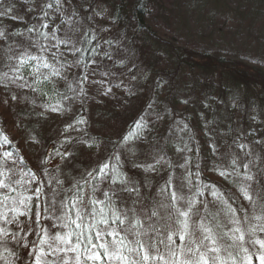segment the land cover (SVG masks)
I'll return each mask as SVG.
<instances>
[{"label": "trees", "instance_id": "1", "mask_svg": "<svg viewBox=\"0 0 264 264\" xmlns=\"http://www.w3.org/2000/svg\"><path fill=\"white\" fill-rule=\"evenodd\" d=\"M187 1L190 4H184V11H187L188 15L196 11H203V16H205V21L208 24L206 28L209 33L206 34L214 35L213 33L218 32L220 37L223 38V30L226 28L232 29V38L227 39V44L229 43V47L225 49L227 52L223 53L213 49L202 51L201 48L185 49L182 44H173L170 50L167 49L159 37L162 35L158 33V29L164 28L168 23L172 24V19L175 17L173 9L168 7V5L174 6L173 3L175 2L169 0H0V12L7 13L8 9H11L17 18L3 27L2 16H0V32L4 33L3 36H0V84H4L3 81L8 78L16 79L15 82L26 80L31 91L33 88L36 89L34 95L38 98L46 97L47 101L58 99V103L67 100L72 103L75 96L72 91L75 90L77 85L85 86L83 77L87 75L93 65L101 67L102 75L106 70H109L111 72L107 76L109 86L110 82L114 83L120 90V92L117 90V95L115 94L116 106H114L112 112V115L117 117L116 127H114L115 134L113 136L94 137V140H88V144H92V146L96 142L102 146L98 156L93 154L91 161L96 164L92 163L93 166L90 164L89 171L108 160L110 156L112 162L115 163V155L119 152V146L121 145L115 142L122 141L123 137L133 128L134 123L144 117L143 112L147 110V105L156 107L155 112L161 115V120L157 123L154 135L146 145L133 147L131 150L137 151L143 156L145 163L159 160L161 156L164 157V160L161 161L162 165L159 166V169H156L157 172L162 168L159 172L160 175L158 173L159 176L152 179L158 183L162 179L160 176L171 174L174 171L173 168H176L169 152L171 140L175 134L180 136V143L183 146L188 142L187 157L194 162V165L189 168L191 186L189 187L187 181L183 179L184 174L180 175L178 173L184 185L180 189L186 188L188 199L193 198V196L200 198L201 201H199L198 206L201 209L197 211L205 217V222L213 228L214 234L223 233L229 228V226H226L227 228L221 229L223 219L220 216L224 217V212L220 211L219 218H217L216 216H210L209 212L204 209L206 193L210 192L211 185L214 184L208 182L211 180L208 176V170L213 165L212 163L219 165V162L222 161V151L225 156L231 155L236 158L240 165L252 161L255 177L258 174V176H261V181L264 182V141L252 147L244 140L245 138H253L254 134H251L252 131H250L252 127L248 126L246 129H242L238 137L236 130L239 128L236 127L235 130L233 122L235 120L234 116L242 111L245 106L252 107L253 111L259 109L256 108L258 105L263 107L264 76L259 74L260 78L254 82L247 80L248 64L238 60L232 51V43L237 39L239 40L241 35H245L253 27L258 26L257 23L260 21L259 30L255 29L256 38L254 41L257 42V53L261 52V55H263L264 0ZM151 13L163 15L167 19L164 24L155 25L154 27L149 21ZM44 25H47V27H44ZM30 29L31 31H29ZM174 33L183 39L186 37L178 29ZM202 35L200 34L198 37ZM150 38L153 43L158 44L159 48L165 49L163 56L168 59L167 65L159 66L160 60L155 67L158 58L154 63L150 61V48L146 43ZM2 40L3 43H1ZM62 41H67V46L61 43ZM41 46H45L48 50H42ZM51 49L66 52L67 60L74 69L70 75L73 77V84L70 87L68 85L58 87L55 83H51V79L54 80L58 76L55 74H49L47 79H44L45 81L41 79L45 69L42 67V59H45L46 53ZM105 53H107V56H105ZM29 57H37V59H29ZM15 59L16 64L22 69L23 73H20L19 69L16 70V66H12ZM21 59L27 60V63L21 65ZM255 61L258 64H263L264 56L258 55ZM129 64L138 72L140 71L141 74L137 77L136 86L131 82L134 68ZM253 70L257 73L260 72L258 68H253ZM49 72L50 70L46 73ZM155 78H159L158 91L155 90L153 82V80H157ZM205 79L211 80V82L207 83ZM242 84H245V87H241ZM134 86L135 90L129 92ZM200 87H202L201 90H199ZM80 92L82 96L83 91L80 90ZM127 92H129L128 95L132 101L128 104L124 102L125 96L123 95ZM2 93L3 97L1 98L0 92V172H3V175L0 176V179L7 183L5 178L10 163H12L11 161L16 162L21 168L22 177L21 180L18 181L17 179L12 183L11 186L16 190L8 194L11 197L32 196L34 191H31V189L39 186V180H31L29 174H39L38 172H43L46 167L42 163L40 169L33 167L22 153L19 143L12 138L10 132L13 129L16 132L19 131L18 124L15 121V116L12 117L13 109H9L7 92L3 90ZM201 103L208 107L210 130L215 138L216 152L212 150L211 154L204 151V147L199 146L201 140L195 138V136L199 138H202V136L195 132L193 121H195L197 115L193 116L191 107H200ZM9 112H11L10 115H8ZM219 113L223 116V120L220 118V122L217 120V114ZM117 115L121 116L118 117ZM80 117L86 118V112L76 117V120ZM223 125L224 127H222ZM116 131L121 132V134L117 135ZM87 135L86 131L82 133V136L88 139ZM5 138H7V142H5ZM221 139L227 140L225 148H221L224 143V141L220 143ZM19 141L23 145L21 139ZM160 141L163 142V145L157 147ZM45 142H50L51 147L55 146L51 140H45ZM100 145L98 146L100 147ZM240 145H245V147L242 149ZM8 152L12 155L5 157V153ZM119 163L121 171L126 174V178L131 185H135V187L145 185L148 189L153 187L152 184L146 182L140 171L132 168L131 162L130 164L124 162L127 168L121 161ZM169 163L171 167H169ZM88 164L84 163L83 165ZM33 169L38 172L36 173ZM197 172H199V177L196 175ZM82 177L84 176H78L81 182H83ZM47 178L51 179L48 172ZM255 180H257V177ZM215 185L216 189L221 190L218 182H215ZM263 185L261 182L254 181L253 189L260 191L259 189ZM71 187L69 185L66 189ZM198 188L203 192V195L196 194ZM0 191L3 190L0 189ZM258 193L256 192L253 196L257 197ZM260 193L264 195V191ZM121 195L128 207H131L132 200H141V198L142 203L149 207L152 206L154 200L159 203V200L143 187L139 190V196L127 192H123ZM232 197L235 198L234 195ZM44 198L40 196L37 200L33 196L32 210L24 215V217L29 218V227L32 231L28 229L27 233L31 235V240L24 241L22 244L1 241L0 264H32L34 257H29L28 252L29 250L37 251L35 245H40V240L44 237V232L41 229H50L52 234L57 231V229L51 228L53 221L48 218L49 213L44 211V206H42ZM100 198H102V195ZM218 201L219 204L216 203L217 209H224L225 205L220 203V200ZM254 201L256 202V209L253 208L254 210L248 213L249 217L254 214L258 215L261 211V204L257 203L256 198ZM47 202L49 206L50 199ZM8 203L11 207L10 201ZM37 204L40 205L39 210L43 217L40 226L36 224ZM237 206V210L240 212L239 209L243 207L239 206L238 203ZM6 209L0 207V212L5 213ZM57 214H59V210H57ZM224 218L228 223V218ZM217 221H219V227H217ZM252 223L257 222L252 221ZM256 235L260 239H264V233L257 232ZM158 238L166 241V232ZM108 239L110 240V238ZM249 239L251 237L249 238L246 234L243 247L248 249L247 254L241 250L239 247L241 242L238 241H236L237 247L228 248L226 251L222 249L220 255L224 258L226 264H242V261L243 264H248L247 260H243L245 255L251 256V264H260L257 257L261 254V250L259 247H254L248 243ZM25 243L28 244V247H23ZM224 243L231 244L232 241L226 240ZM2 246L7 249L1 248ZM41 247L46 248V245H41ZM229 252L232 253L231 259L229 258ZM209 255L215 254L210 253Z\"/></svg>", "mask_w": 264, "mask_h": 264}, {"label": "rangeland", "instance_id": "2", "mask_svg": "<svg viewBox=\"0 0 264 264\" xmlns=\"http://www.w3.org/2000/svg\"><path fill=\"white\" fill-rule=\"evenodd\" d=\"M173 3L174 6L168 5L169 8L173 9V12L175 13V17L172 19V24L168 23L164 28H159L158 33H160L162 36H159L162 43L167 47V49H171V45L173 44H182V46L185 49H196L201 48L202 51L206 49H213V50H219L223 53L227 52V47H229V43L227 44V39L232 38V29H224L222 34L223 38L220 37V33L215 32L214 35H209L207 32V23L205 21V16H203V11H196L192 13L191 15H188L187 11H184V4H190L187 0H169ZM158 2V1H157ZM198 10V9H196ZM10 19H8L7 18ZM151 18L149 17V21L151 25L155 27V25H161L164 24V21L167 19L163 15H158L156 13L150 14ZM13 17H15V13L13 10L10 12L7 11V14L2 16V23L3 27L4 25H9V22L11 20H14ZM204 17V18H203ZM17 19V18H16ZM258 26L253 27L250 31L246 32L245 35H241L240 39L235 40L232 43V51L233 55L238 60L246 62L248 64L249 69L246 71V77L247 80L255 81L258 78H260V75L264 76V63L258 64L256 63V59L259 56H264V49L262 50V54L257 53V42L254 41L256 38V30H259L260 21L257 23ZM179 30L181 34L186 36L184 39L176 36L174 31ZM200 34H203L202 36L198 37ZM247 35V36H246ZM198 37V39H196ZM160 41V42H161ZM230 41V40H229ZM4 41L2 40L1 43ZM150 48L149 50V59L153 63L155 62L156 58H158L155 67L157 66L159 62V66H164L168 64V59L163 56V52H165L164 48H159L157 43H153V40L150 38L146 42ZM255 43V44H253ZM246 44V45H245ZM245 45V47H243ZM243 47V48H242ZM264 47V45H263ZM52 53H56L55 56L52 55ZM47 63L49 67H43V64ZM120 65V64H118ZM131 67H133L131 64H129ZM16 66L17 69H19L20 73H23L21 68L16 64V59L13 61V65ZM42 67H43V75L42 80L45 79L49 74H54L56 72L59 73V75L53 79H51V83H55V85L58 87H63L65 85H68V87L73 84V77L70 75L73 73L74 69H72L70 63L67 60V55L65 51H58L57 49H51V51L46 53L45 59H42ZM134 68V67H133ZM253 68H258L259 73L255 72ZM16 69V70H17ZM49 73H46L49 71ZM246 70V69H242ZM140 72V71H139ZM135 68L134 73L132 74L133 78L131 79V82L134 83L136 86L137 84V77L141 75ZM104 73H107V75H102L101 73V67L94 66L90 68V70L87 73L88 80L85 81V86H79L75 88L72 92L74 93L73 101L72 103H69L67 100H63L60 103H58V99H55L53 101H47L48 99L46 97L38 98L34 95L35 92L29 89V87H20L19 85H28L26 80H21L17 82H13L16 79H7L4 80V84H0L1 92V98L3 97L2 91L5 90L7 92L8 96V104L9 109H13L12 117L15 116V121L18 124V130H12L10 134L12 135V138L15 142H18L22 153L24 154L25 158L28 160V162L35 167L36 169L41 168V161L45 159H49L50 162L43 164L47 169V172L51 176L52 183L49 184V180L47 178V173L45 170L43 172H38L35 169L36 173L39 174H29V178L31 180L33 179V176L35 179L39 180V186L43 187V205L44 209L48 208L47 201L50 199L51 202V193L52 189L56 188L57 191L60 192V195L56 198L57 201H61L62 197L64 196L63 189H66L69 185L72 186V184L80 180L78 176H85L89 169L93 164H96L95 162L91 161L92 156L99 154V151L102 150V146L100 143H97L94 146L88 147V140H94V137L99 138V136H113L115 134L114 127H116V121L117 117L112 115L114 106H116L115 97L117 95L118 88L115 86L114 83L107 81L108 77L111 72L109 70H106ZM260 74V75H259ZM55 76V75H54ZM157 79V78H155ZM45 81V80H44ZM92 81H96V83H92ZM155 84V90L158 91V83L159 78L157 80H153ZM203 82V80H202ZM205 82L210 83V81L205 79ZM250 84V83H249ZM135 86L133 89H131L129 92H133L135 90ZM241 87H245V84H242ZM81 88H83V95L81 96ZM108 89H111V91H107ZM202 87L199 88L201 90ZM120 92V90H118ZM259 92V89L257 90ZM129 92L123 93L125 96L124 102L127 104L129 102H132L129 97ZM264 92V91H262ZM116 94V95H115ZM13 96L16 97V99H13ZM60 98L62 96H59ZM207 97V95H206ZM209 103H212L211 101H208ZM5 104V103H4ZM200 107L192 106L191 113L193 116L197 115L194 122V128L195 132L202 136V138H199L195 136V138L201 140V144L199 146L204 147V151L211 154V151H215V138L214 135L211 133L210 130V124H209V110L206 105L201 103ZM46 105L48 107H46ZM156 105H158L156 103ZM159 106V105H158ZM56 107L59 110L58 111H52L51 108ZM86 107V110H85ZM160 107V106H159ZM256 108H259L256 111H253L254 109L248 106H245L242 111H239V113L234 116L235 120L234 122V128L236 130V127L239 129L236 130L237 136L239 137L240 131L242 129H246L248 126H251V130L253 135V138H245L244 140L247 141L249 145L252 147H255L256 145L260 144L262 141H264V105L263 107L261 105L256 106ZM255 108V109H256ZM157 110L156 107H152L150 105H147V110L143 112V121L147 125V127L143 130L142 135L137 140H132L129 143L121 144L119 146V152L117 153L120 157V161L123 163V165L126 167V163L130 164L134 170L140 171L143 176L145 177V180L147 183L152 184L153 187L148 189L147 186H139V190L143 187L147 190H149L150 194L153 195L157 200H159V203L163 201V196L160 194L159 190L165 185V182L168 180L169 176L171 175L173 177V185H181L182 181L179 177V174H184L183 176H187L189 173V168L193 166L194 162L190 161L187 157V151L189 149L188 142H186L185 146H183L180 143V136L176 135L171 140V146L169 149V152L175 162L176 168H173V172L171 174H164L160 177H162L161 180L158 181V183L154 182L152 179H155L160 175V170L156 172V169H159V166L162 165V163L156 165V161L154 160L152 162L144 161V157L141 156L137 151H132L131 149L133 147H139L142 145H146L154 135V132L156 131V126L158 121L161 120V115L159 113H156ZM86 112V123L84 124H78L75 125L73 128L69 129L67 132L64 131L65 126L69 124H73L74 121H76V117H78L80 114H84ZM226 113V111L224 110ZM217 113V112H216ZM11 112H9L8 115H10ZM227 114V113H226ZM120 117L121 115H117ZM217 120L218 122L221 121L220 118L223 116L219 113L217 114ZM223 120V118H222ZM224 127V125L222 126ZM158 130V129H157ZM86 131L88 133V139L84 138L82 136V133ZM117 135H120L121 132L116 131ZM98 135V136H96ZM83 137V138H82ZM21 139L22 143L19 141ZM65 139H69L71 142L61 145V142ZM45 140H51L54 142L55 146L51 147L52 145L50 142H45ZM237 140V139H235ZM259 140V141H258ZM224 141V143H223ZM99 142V141H98ZM227 140H220V143H223L221 145V148H225ZM100 145V147L98 146ZM163 145V142L160 141L158 143L157 147H160ZM60 148L64 152H69L70 155L67 156L65 159L61 160L59 156L50 155L54 154L56 150ZM182 149L181 151H178L177 149ZM220 148V149H221ZM250 148V146H249ZM187 149V150H183ZM255 151V150H254ZM216 152V151H215ZM222 161L219 162V165H216L212 163L210 169L208 170V176L211 180L208 182H212L215 184V182H218L220 184L219 190L221 193H225L223 195V199L227 200L228 203L232 205L233 208L237 209V203L239 206H242L244 209H247V214L254 210L253 205L250 204L249 201L245 200L244 197L241 195L239 191L240 185H248L249 186V193L252 195L253 200L256 198L257 203L264 204V199L261 200V197H264L260 192L264 191V185L258 190L253 189L254 181L261 182L264 184V182L261 181V176H258L257 174V180L255 177V169H254V163L252 161H248L245 164H249L248 172L254 176L253 181H247L244 180V175L246 174L245 169L243 168V163L240 165V162L232 157L231 155L225 156V153L222 151ZM251 158H253L252 155H250ZM185 160L188 161L187 166L185 168H181L180 165L185 164ZM231 160H235L236 164L231 165ZM10 168L8 171V174L5 178L7 180V184L12 185L14 181L21 180V171L20 166L16 163L11 161ZM124 162H126L124 164ZM251 162V163H250ZM84 163H89L88 165H83ZM91 164V165H90ZM155 165L154 170L151 171H145L144 168L147 165ZM138 165H143L144 167H139ZM93 166V165H92ZM197 166V165H196ZM196 166H194L196 168ZM127 168V167H126ZM218 170H224L228 171L232 175L230 176V179H224L221 176H219ZM179 171V172H178ZM236 172H239V175H236ZM159 173V175H158ZM179 173V174H178ZM76 176V177H74ZM56 180L63 181L62 185H57ZM131 185V184H130ZM103 187H107V185H102ZM132 187H135V185H131ZM114 187L122 188L123 185L117 184ZM3 190V189H2ZM218 190V189H216ZM4 191V190H3ZM31 191H35V188H32ZM214 189H212L210 192L206 193V199L205 202L208 204L206 211L209 212L210 216H216L219 218L220 211L224 212V217H227L228 220L232 218L231 213L225 214L226 209H217L216 203L219 204V201L217 199H214L212 196V192ZM181 194H183L185 197H187V191L186 188L180 189ZM227 192V193H226ZM230 192V194H229ZM256 192H259L257 197H254L253 195L256 194ZM235 196V198L232 197V195ZM46 199V201H45ZM197 203L195 207L193 208V212H198V209H201L198 204L200 198H195ZM199 199V200H198ZM47 202V203H46ZM49 202V203H50ZM221 203V201H220ZM11 204V201H10ZM223 204V203H222ZM201 205V204H200ZM224 205V204H223ZM182 207H187V204L184 203L181 205ZM198 206V207H197ZM216 208H215V207ZM35 207V206H34ZM33 207V208H34ZM259 208V207H258ZM203 209V208H202ZM205 209V208H204ZM256 209V208H255ZM23 211V208H21ZM6 213V219L11 220L13 217V213L8 210V208L5 211ZM131 215V213H130ZM237 216H243V212L236 213ZM200 216H203L200 212ZM249 216V214H248ZM220 216L222 220L221 229H225V227L229 226L228 229L234 227L233 224H228L226 222V218ZM192 219L195 221L198 217L196 215H193ZM19 223V226H18ZM18 223H5L4 219L1 220L0 228L5 229L8 235L0 234V244L1 241H6L11 244H22L24 241H30L31 235L28 234L25 238V233L29 229V218L24 217V215L18 217ZM206 223V222H205ZM228 224V225H227ZM226 227V228H227ZM23 229V231H21ZM62 230V229H61ZM19 232L20 235L16 239L13 238L14 233ZM238 235V234H237ZM250 238V237H249ZM253 237H251L252 239ZM238 241V240H237ZM240 242V241H238ZM177 243L179 244V241L177 239ZM208 242L205 241V244ZM252 245V244H251ZM254 247H259L258 245H255ZM6 248V247H1ZM7 249V248H6ZM33 264V263H32Z\"/></svg>", "mask_w": 264, "mask_h": 264}, {"label": "snow or ice", "instance_id": "3", "mask_svg": "<svg viewBox=\"0 0 264 264\" xmlns=\"http://www.w3.org/2000/svg\"><path fill=\"white\" fill-rule=\"evenodd\" d=\"M10 11L11 9H8V12ZM6 14V12H0V16ZM13 19H16V17H13ZM44 27H47V25H44ZM3 35L4 33L0 32V36ZM61 43L67 46V41ZM41 49L48 50L45 46H41ZM52 55L55 56L56 53H52ZM105 56H107V53H105ZM29 59H37V57H29ZM25 63H27V60L21 59L20 64ZM43 67H49V65L44 63ZM54 74L59 75L58 72ZM103 74L107 75V73ZM83 79L87 81V75ZM92 83H96V81H92ZM19 86L30 87V85ZM35 90L33 88V91ZM81 91H83V88H81ZM107 91H111V89ZM13 99H16V97L13 96ZM46 107L48 106L46 105ZM51 110L55 112L59 109L52 107ZM84 123H86L85 119L80 117L73 124L66 125L64 131L67 132L75 125ZM146 127L147 125L141 117L123 137V140L115 143L126 144L130 140L139 139ZM5 142H7V138H5ZM70 142L69 139H65L61 142V145ZM87 146L91 147L92 144ZM240 147L243 149L245 145H240ZM177 150L181 151L182 149L178 148ZM11 155L10 152L5 153V157ZM50 155L59 156L63 160L70 153L58 148L54 154ZM163 160L164 157L161 156L156 161V165ZM119 161L118 154L115 155V163L112 162L110 156L108 160L82 177L83 182L77 180L71 188L63 189L64 199L61 201L56 199L60 192L56 188L52 189L51 202L44 211L49 213L48 218L53 221L51 228L57 229V231L52 234L50 229H41L44 232V237L41 238L40 245H35L37 251L29 250L28 252L29 257H34L33 264H226L220 252L222 249L226 251L228 248L237 247V240L241 242L239 245L241 250L246 254L248 253V249L243 247L246 234L253 237L247 241L248 243L253 246L259 245L261 254L257 259L260 264H264V239H260L256 235L257 232L264 233V204L260 205L261 211L258 215L254 214L249 217L247 209L241 208L239 211L243 212L244 215L237 216V209L222 198L224 194L219 190H214L212 196L225 205V214L231 213L232 216L229 223L234 225V227L223 233L214 234L213 228L205 223V217L200 216L199 212H193V208L197 203L195 197L188 199L181 194L180 188L184 185L174 186L171 175L159 190L163 196L162 202L157 203L154 200L152 206L149 207L142 203L141 198V200H132L131 207H128L121 194L127 192L139 196V188L130 185L126 174L121 171ZM49 162V159L41 161L42 164ZM187 163L188 161L185 160V164L180 165V167L185 168ZM232 164L235 165L236 161L233 160ZM138 166L144 167L143 165ZM169 167H171L170 163ZM154 168L155 165L150 164L144 170L151 171ZM243 168L246 172L244 180L253 181L254 176L248 172L249 164H244ZM45 172L47 173V169H45ZM217 174L224 179H230L232 175L224 170H218ZM2 175L3 172H0V176ZM196 175L199 177V172ZM236 175H239V172H236ZM190 176L191 173L189 172L187 176L183 177L189 187L191 186ZM33 179H35L34 176ZM51 183L52 180L50 179L49 184ZM56 184L62 185L63 181L56 180ZM117 184L124 187H114ZM102 185H107V187H102ZM211 187L216 189L215 184H212ZM0 189L4 190L0 191V207L8 208L13 213L12 219L8 220L6 219V213L0 212V219H4L5 223H18L19 216L31 212L33 196L39 200L44 192L42 186H37L32 196L11 197L8 193L16 189L5 183L3 179H0ZM86 189L87 191H85ZM239 191L255 209L256 202L249 193V186L242 184ZM196 194L203 195V192L198 188ZM101 195L102 198H100ZM261 199H264V197H261ZM9 201H11V207H9ZM184 203L187 204L186 208L181 206ZM138 205L139 207H137ZM21 208H23V211ZM39 208L40 205L37 204V226H40V221L43 218ZM204 208L207 209L206 202ZM57 210H59V214H57ZM193 215H196L198 219L194 221L192 219ZM252 221L257 223L253 224ZM217 227H219V221H217ZM29 231H32L31 227H29ZM165 232L166 241L158 238ZM0 234L8 235L9 233L0 228ZM12 235L16 239L20 233L17 232ZM24 235L26 238L28 233L26 232ZM226 240H231L232 243L225 244ZM205 241L208 243L205 244ZM41 245H46V248L41 247ZM23 247H28V244L25 243ZM210 253L215 255H209ZM17 258L19 259V257ZM229 258H232L231 252H229ZM243 260H247L248 264H251L250 255H245Z\"/></svg>", "mask_w": 264, "mask_h": 264}]
</instances>
